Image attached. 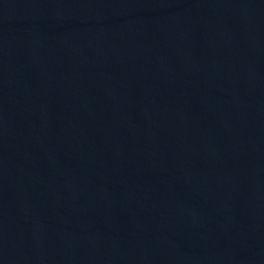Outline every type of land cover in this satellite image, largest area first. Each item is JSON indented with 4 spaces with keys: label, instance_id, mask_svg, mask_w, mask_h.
Segmentation results:
<instances>
[{
    "label": "water",
    "instance_id": "95a60500",
    "mask_svg": "<svg viewBox=\"0 0 264 264\" xmlns=\"http://www.w3.org/2000/svg\"><path fill=\"white\" fill-rule=\"evenodd\" d=\"M0 264H264V0H0Z\"/></svg>",
    "mask_w": 264,
    "mask_h": 264
}]
</instances>
